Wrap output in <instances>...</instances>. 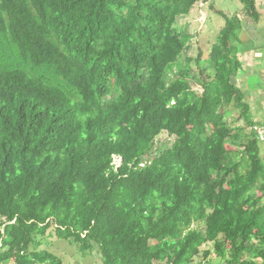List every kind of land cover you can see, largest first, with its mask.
Listing matches in <instances>:
<instances>
[{"label": "trees", "instance_id": "1", "mask_svg": "<svg viewBox=\"0 0 264 264\" xmlns=\"http://www.w3.org/2000/svg\"><path fill=\"white\" fill-rule=\"evenodd\" d=\"M197 2L0 0V264H62L47 234L95 264H264L242 22L217 12L209 52L179 62Z\"/></svg>", "mask_w": 264, "mask_h": 264}, {"label": "rangeland", "instance_id": "2", "mask_svg": "<svg viewBox=\"0 0 264 264\" xmlns=\"http://www.w3.org/2000/svg\"><path fill=\"white\" fill-rule=\"evenodd\" d=\"M256 2L259 5L260 17L257 23L252 25L249 24L251 19L246 16L238 0H198L190 14L180 18L176 26L178 29L185 31L190 37L187 48L178 60L183 62L187 57L196 59L201 50L204 54L209 52L211 44L215 41L218 32L224 24V20L217 12H223L227 16L237 14L242 22V29L237 33V48L240 52V57L248 62L251 68L258 73L257 76L255 73L250 76V82L255 83V86L248 84L245 79L244 81L246 82L236 81V85L237 87L241 86V89L247 93L252 92L254 94V98L251 101V110L253 113L259 114L261 111L264 112V0H256ZM212 6L217 11L214 12L210 8ZM191 65L196 70V66L193 63ZM176 72V68L172 67L171 75ZM235 124L243 125L239 122ZM171 140L167 139L166 136L159 137L155 142L153 152H159L161 150L160 145L168 144ZM114 163L117 166L120 164L119 160H115ZM43 240L44 242L41 243L39 250L46 249L49 253L55 255L62 264H95L100 258L97 250L92 251L91 254L83 253L79 248V244L74 242L70 244L67 241L60 240L55 235L49 236L47 234ZM205 248H210V246L207 245ZM193 264L222 263L213 254L204 259L202 253H200L194 259Z\"/></svg>", "mask_w": 264, "mask_h": 264}, {"label": "crops", "instance_id": "3", "mask_svg": "<svg viewBox=\"0 0 264 264\" xmlns=\"http://www.w3.org/2000/svg\"><path fill=\"white\" fill-rule=\"evenodd\" d=\"M239 56H240V54H239ZM242 61H243V64H242L243 67H242L241 71L238 74L237 81L238 80L244 81V79H245L248 84L255 86V83L250 82V78H251L250 76H252L253 73H255V75L257 76L258 72L255 71L253 68H251V66H250V64L248 62L244 61L243 59H242ZM246 81H244V82H246ZM239 88L241 89V86ZM244 93H245V98H246V96H248V98H246V100L248 101V103L251 106V103H252L251 101L254 98V94L252 92L247 93L246 91H244ZM251 123L252 124H264V112L261 111V113L255 114L251 110Z\"/></svg>", "mask_w": 264, "mask_h": 264}, {"label": "built area", "instance_id": "4", "mask_svg": "<svg viewBox=\"0 0 264 264\" xmlns=\"http://www.w3.org/2000/svg\"><path fill=\"white\" fill-rule=\"evenodd\" d=\"M250 130L255 133L257 139L261 142L264 143V124H254Z\"/></svg>", "mask_w": 264, "mask_h": 264}]
</instances>
